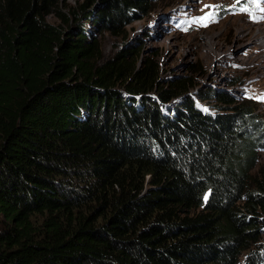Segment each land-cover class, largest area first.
I'll list each match as a JSON object with an SVG mask.
<instances>
[{"label": "trees", "instance_id": "16d2710c", "mask_svg": "<svg viewBox=\"0 0 264 264\" xmlns=\"http://www.w3.org/2000/svg\"><path fill=\"white\" fill-rule=\"evenodd\" d=\"M74 1L0 0V264H264L257 108L104 56L155 0Z\"/></svg>", "mask_w": 264, "mask_h": 264}, {"label": "rangeland", "instance_id": "374dc122", "mask_svg": "<svg viewBox=\"0 0 264 264\" xmlns=\"http://www.w3.org/2000/svg\"><path fill=\"white\" fill-rule=\"evenodd\" d=\"M155 5L150 17L127 26V39L99 34L104 56L109 57L124 43L141 41L144 50L138 66L155 54L163 82L171 77L195 78L198 85L186 94L208 111L218 112L215 106L219 103L216 99L201 101L199 90L213 89L217 95L227 93L236 100H249L264 119V59L257 56L261 46L253 45L256 38L264 44V0H155ZM209 13H214L212 18L199 22L198 18ZM232 80L237 84L231 86ZM151 94L157 97V92ZM178 100L182 97L169 101L168 106ZM260 156L264 163V152Z\"/></svg>", "mask_w": 264, "mask_h": 264}, {"label": "bare ground", "instance_id": "6f19581e", "mask_svg": "<svg viewBox=\"0 0 264 264\" xmlns=\"http://www.w3.org/2000/svg\"><path fill=\"white\" fill-rule=\"evenodd\" d=\"M229 11H231L230 9H229ZM247 12H251V11H247ZM257 39V40H256ZM256 39H254V41H253V45L255 46V45H260L261 46V48H262V52L259 54V55H257V56H260V57H258V59H264V44H262V42H260L259 43V40H260V38H256ZM244 40H246L245 38H244ZM249 40V39H248ZM260 48V49H261ZM257 59V58H256ZM264 61V60H263Z\"/></svg>", "mask_w": 264, "mask_h": 264}, {"label": "snow or ice", "instance_id": "6c2138e0", "mask_svg": "<svg viewBox=\"0 0 264 264\" xmlns=\"http://www.w3.org/2000/svg\"><path fill=\"white\" fill-rule=\"evenodd\" d=\"M206 7H219V6H210V5H206ZM245 11H247V9H244ZM214 15V13H209L207 16L203 17V18H198L199 22H202L203 20H207L212 18V16ZM205 199H207V197H205Z\"/></svg>", "mask_w": 264, "mask_h": 264}]
</instances>
